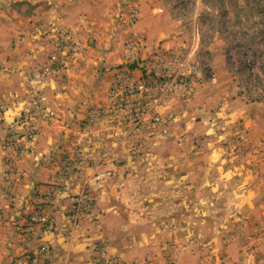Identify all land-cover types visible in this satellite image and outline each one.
<instances>
[{"label":"crops","instance_id":"0c3cea01","mask_svg":"<svg viewBox=\"0 0 264 264\" xmlns=\"http://www.w3.org/2000/svg\"><path fill=\"white\" fill-rule=\"evenodd\" d=\"M19 1L0 10V264H13L22 254L36 252L38 234L55 250L45 259L47 264H93L92 247L102 242L109 255L126 264L157 258L160 244L173 235L177 238L172 226L192 224L193 210L213 208L207 205L212 195L221 189L230 194L233 181L239 183L240 173L232 162L228 164L217 151L210 152L213 141L201 140L207 131L203 121L211 110L206 103L195 108L174 106L170 103L177 101L172 97L155 110L169 118L163 134L160 126L149 122L133 129L117 111L97 115L99 107L114 104L109 90L115 67L129 56L117 39L144 38V32L131 29L124 34L120 25L105 21L109 13L98 12L108 24L90 26L86 32L99 42L78 57L68 56L66 68L53 72L48 57L65 54L59 30L35 31L34 9L21 8ZM54 3L44 1V22L71 27L74 22L68 14L88 17L79 10L81 0H57L58 8ZM73 27L78 29V24ZM114 34L117 37H110ZM149 39L138 57L158 51L152 50L156 44ZM178 46L172 42L164 47ZM135 65L126 67L137 77ZM35 92L44 99V116L49 112L51 116L38 113L32 100ZM23 109L36 113L32 123L37 136L31 143L23 142L26 150L8 148L7 124ZM185 113L200 116L202 124L185 122ZM96 161L107 162L104 166L113 170L103 190L93 177ZM84 191L94 198L95 206L92 213L83 211L73 217L75 198ZM36 210L52 216L53 227L40 232L38 224L27 237L20 236L15 220ZM216 240L221 247L222 239Z\"/></svg>","mask_w":264,"mask_h":264},{"label":"rangeland","instance_id":"374dc122","mask_svg":"<svg viewBox=\"0 0 264 264\" xmlns=\"http://www.w3.org/2000/svg\"><path fill=\"white\" fill-rule=\"evenodd\" d=\"M44 1L47 0L19 2L21 8L34 9L33 24L38 33L57 27L63 46L61 35L70 32L78 47L76 56L99 42L86 32L87 28H102L101 23L108 24L105 21L120 25L124 34L131 29L144 32V38L139 37L143 49L147 47V37L156 44L152 50L180 43L178 55L187 63L196 64L197 73L192 90L180 91L173 97L177 103L170 104L195 108L206 103L212 114L205 122L194 114L189 117V113L183 119L195 125L203 121L207 131L201 140L213 141L210 152L217 151L240 173L239 183L235 180L237 187L233 181L232 193L221 189V193L212 195V200L208 198L207 205L213 208L193 210L192 224L171 227L179 238L173 235L162 242L157 258L134 260L133 264H264V0H81L79 10L88 17L68 14L74 22L71 27L44 22ZM53 1L58 8L57 0ZM14 5L13 0H0V10ZM98 12L109 13V20L104 21ZM135 13L136 20L130 23ZM74 24H78L82 35L76 33L77 28L73 29ZM120 38L116 43L124 49L132 40L127 35ZM64 53L72 57L66 49ZM130 64L132 61L124 56L122 64L116 67ZM142 74L139 69L137 77ZM165 103L168 102L161 106ZM162 116L168 123L169 118ZM216 239H222L221 247Z\"/></svg>","mask_w":264,"mask_h":264},{"label":"built area","instance_id":"2783aa9c","mask_svg":"<svg viewBox=\"0 0 264 264\" xmlns=\"http://www.w3.org/2000/svg\"><path fill=\"white\" fill-rule=\"evenodd\" d=\"M135 20L136 13L131 15L130 23L135 22ZM71 35L68 31L62 33L61 40L64 42L62 48L70 52L67 54L74 56L78 52V47L75 45ZM143 45V41L139 37L130 40L126 45L129 51V59L132 63L135 62L137 64L143 74L140 77H136L132 75L130 67H115L114 79L109 90L114 104L108 107H99L97 115L117 111L123 115L121 121H126L127 118L128 122H126L131 124L133 129H137L143 123L149 122L160 126L161 130L159 132L163 134L168 123L155 110L163 102L179 94L180 91L192 90L197 66L196 64H189L184 58H181L178 55L179 49L176 47L157 48L158 51H155L152 55L140 58L138 53L143 49ZM67 57L66 55L62 58L57 55H50L48 57L50 69L56 72L66 68L65 60ZM186 65H188V68L185 69ZM32 100L35 102L38 113L43 118L51 116L50 112L45 116L42 112L44 110L42 105L44 99L41 93L35 92ZM127 109L129 110L127 111ZM35 116L36 113L31 109H23L19 115L7 124L6 147L15 150L27 149L23 142L25 144H27L26 141L31 143L37 136V128L32 123ZM83 134L86 136V131H83ZM96 163L97 169L93 174L94 181L96 187L103 190L113 176L112 166L108 165L106 167L104 165H107V162L103 163L102 161H96ZM75 202L73 217L79 216L83 211L92 213L91 211L95 206L94 198L87 191L78 195L75 198ZM15 221H17L16 224L19 228L20 236L24 237L28 236L35 225H40L41 230L38 227L40 232L48 230L54 225L53 217L43 214L40 210L27 214L24 219H16ZM37 240L39 241L37 251L22 254L13 261V264H47L45 259L49 258L55 250L52 245L42 239L41 234L37 235ZM92 248L95 252L93 264H122L108 254L105 242L96 244Z\"/></svg>","mask_w":264,"mask_h":264}]
</instances>
